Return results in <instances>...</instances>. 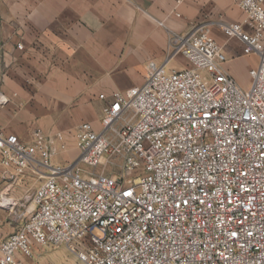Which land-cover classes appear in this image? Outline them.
I'll list each match as a JSON object with an SVG mask.
<instances>
[{
  "label": "built area",
  "instance_id": "obj_1",
  "mask_svg": "<svg viewBox=\"0 0 264 264\" xmlns=\"http://www.w3.org/2000/svg\"><path fill=\"white\" fill-rule=\"evenodd\" d=\"M233 1L244 22L221 30L259 58L247 89L199 28L169 39L186 68L149 62L131 98L113 93L96 126L83 118L76 163L51 165L61 133H0L5 186L26 170L41 180L23 197L24 222L0 240V264H38L35 249L59 247L80 264H264V0ZM3 195L0 208H13Z\"/></svg>",
  "mask_w": 264,
  "mask_h": 264
},
{
  "label": "crops",
  "instance_id": "obj_2",
  "mask_svg": "<svg viewBox=\"0 0 264 264\" xmlns=\"http://www.w3.org/2000/svg\"><path fill=\"white\" fill-rule=\"evenodd\" d=\"M243 22L233 0H182L179 5L175 0H0V96L7 100L0 105V133L23 142L34 130L61 133L65 149L56 151L51 160L62 158L51 165L75 163V134L83 118L100 113L113 93L131 98L143 85L149 62L168 72L186 68L169 39L199 28L209 29L226 57L225 70L247 89L248 71L259 58L243 55L241 42L221 30ZM1 172L0 167V194L26 195L41 183L26 170L21 182L6 187ZM32 182L37 186L31 190ZM44 251L35 249L38 264ZM46 257L76 264L62 249Z\"/></svg>",
  "mask_w": 264,
  "mask_h": 264
},
{
  "label": "rangeland",
  "instance_id": "obj_3",
  "mask_svg": "<svg viewBox=\"0 0 264 264\" xmlns=\"http://www.w3.org/2000/svg\"><path fill=\"white\" fill-rule=\"evenodd\" d=\"M99 114L100 113L98 112L94 115H86V117L90 121L93 120L94 123L97 125V120H98ZM61 158H62V156H59L55 160H51V164H53L55 161H57ZM62 166H64V165H62ZM79 167L83 171H86V172L98 173L100 170L99 167L96 169H91V168H88L84 165H79ZM31 184H32L31 188H30L31 190L37 186V182L36 183L32 182ZM24 196H25V192H23V191H15L12 194L9 192L7 194L4 193L3 198L14 200L15 206L11 209H1L0 208V240L7 238L9 235L14 233L20 227V225L24 222L22 215L28 209V207L30 205V203L23 201ZM59 249H62L65 251V253L68 257L67 261H69L70 258H72V259L74 258L75 263L80 264L76 260V258L72 255V253H70V251H68L65 247L45 249V251L42 254L38 255V257L41 258V262L43 261L42 264H56L54 259L49 260L46 256L54 254ZM39 261H40V259H39Z\"/></svg>",
  "mask_w": 264,
  "mask_h": 264
}]
</instances>
